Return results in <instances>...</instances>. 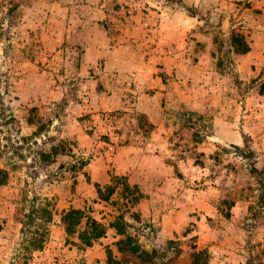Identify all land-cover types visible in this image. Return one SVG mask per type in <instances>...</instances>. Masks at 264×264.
Masks as SVG:
<instances>
[{
	"label": "rangeland",
	"instance_id": "374dc122",
	"mask_svg": "<svg viewBox=\"0 0 264 264\" xmlns=\"http://www.w3.org/2000/svg\"><path fill=\"white\" fill-rule=\"evenodd\" d=\"M0 108V264H264V8L0 0Z\"/></svg>",
	"mask_w": 264,
	"mask_h": 264
},
{
	"label": "trees",
	"instance_id": "16d2710c",
	"mask_svg": "<svg viewBox=\"0 0 264 264\" xmlns=\"http://www.w3.org/2000/svg\"><path fill=\"white\" fill-rule=\"evenodd\" d=\"M233 46L235 51L238 53H244L250 50L249 43L246 41L244 34L241 33L235 34ZM3 114L4 113L0 111V116ZM178 115L177 119L182 124L183 129L186 127H195V124H191L192 118L188 117L186 112H179ZM202 131L203 130L197 128V130L193 132V135L196 137H202ZM9 180L10 172L7 169L0 168V185L8 183ZM107 198H110V195H108ZM49 220H52V214L49 215ZM63 221L65 222L66 230L71 234L75 233L78 226H81L83 222L85 223L84 230L80 232V242L78 243L79 247L82 249L93 245L96 240L104 236L107 232L103 223L92 215H86L85 211L80 208H72L65 211ZM114 226L118 229V233L124 235L123 238H120L116 242L119 252L125 254L126 256H134L140 259L142 264H146V262L154 264V255L148 250L143 249L135 236L126 232L125 228L118 224H115ZM42 245L43 244L41 243L38 247H42ZM107 254L111 264H122L119 260L114 258L113 251L111 249H108Z\"/></svg>",
	"mask_w": 264,
	"mask_h": 264
},
{
	"label": "crops",
	"instance_id": "0c3cea01",
	"mask_svg": "<svg viewBox=\"0 0 264 264\" xmlns=\"http://www.w3.org/2000/svg\"><path fill=\"white\" fill-rule=\"evenodd\" d=\"M239 1H243V0H239ZM248 1L252 2L254 7L264 8V0H248Z\"/></svg>",
	"mask_w": 264,
	"mask_h": 264
}]
</instances>
